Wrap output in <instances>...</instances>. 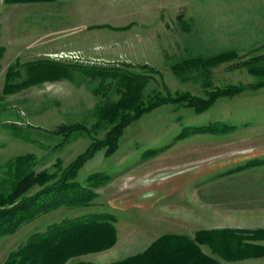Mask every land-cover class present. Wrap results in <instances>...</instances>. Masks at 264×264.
I'll return each instance as SVG.
<instances>
[{
    "label": "rangeland",
    "instance_id": "rangeland-1",
    "mask_svg": "<svg viewBox=\"0 0 264 264\" xmlns=\"http://www.w3.org/2000/svg\"><path fill=\"white\" fill-rule=\"evenodd\" d=\"M183 5H189L190 11L195 12L193 17L200 22L196 26L201 27V40L207 39L210 42L205 43L198 52L211 56L234 50L241 57L212 70L214 85H247L257 82L258 79L250 75L246 68L238 66L262 54V51L250 52L260 47L256 43L261 38L256 36L251 42L252 36L249 37L246 33L252 27L262 26L264 0H61L53 4H7L5 0H0V46L6 49L0 61V165L17 156L33 154L36 157L37 172L53 169L59 159L62 160L63 167H66L91 145L92 138L104 137L106 130L103 126H98L94 113L104 103L120 98L115 90L116 81L112 78L103 80L99 76L92 77L86 70L80 69L82 66L122 69L137 74L143 73L144 67L146 71L155 70L162 78L151 74L153 80L146 88L145 97L155 91H189L203 95L200 82L182 83L171 70L172 65L189 59L181 52L180 42L186 36L181 34L178 18L183 13ZM105 25L113 28L132 27L114 30L104 28ZM215 32L222 35L216 36ZM239 37L245 41L238 42ZM175 43H178V49H175ZM198 52H190L188 57ZM42 60H54L70 66V76L48 80L9 95L4 94L9 67L19 66L21 78L16 82L21 83L27 78V70L21 66ZM230 67L236 68L230 70ZM262 89L248 90L247 93L244 92L245 95L232 101L228 98L219 99L215 103L216 107L213 106L203 115L174 105H166L144 115L125 130L116 155L107 158L104 150L99 151L81 169L77 182L85 184L89 176L100 173L105 178L103 184L108 185L118 174L147 160L144 165L126 174L115 184L112 197H116L119 191L115 190L120 185L123 190L129 188L133 191L137 185H154L169 180L183 170L201 166V162L198 164L179 160L175 161L172 168L156 171L164 166L162 159L148 160L157 155L147 158L144 154L156 150L166 151L186 126L201 127L219 123L217 121L234 124L229 121L233 120L240 126L251 123L264 127L263 108L258 107L252 111L230 110L231 103L261 102L264 97V88ZM63 125H81L87 131L75 132L73 138L65 143V137L56 133ZM256 134L261 136L260 131ZM182 144L180 143L181 146ZM127 153L128 160L117 165ZM5 172V168H0V179H6ZM224 178L226 176L207 178L206 181L223 182L226 190L230 188V181ZM235 183L240 188L237 197L242 198L246 188L253 184L254 192L256 188L260 192L264 177L255 174L254 177H246ZM111 192L107 191L106 197ZM122 194L127 193L122 191ZM260 194L257 200L254 198L257 208L264 206V196L261 192ZM224 196L229 199L227 195ZM127 197L133 199V194ZM96 199L88 207H62L24 225L15 235L3 238L0 241V263L34 233L44 232L50 225L65 219L97 213L115 217V227L119 221V232L124 234L128 242L120 245L117 237V243L110 250L74 258L76 261L72 264H110L123 260L121 257L126 255L140 253L142 250L137 244H133L140 234V229L133 224L134 206L122 210L116 208V203L103 206L100 202L104 201ZM121 202L122 200L119 201ZM128 203L133 205V200ZM262 215L259 210L253 217L254 221H263ZM124 246H129L128 250L123 249Z\"/></svg>",
    "mask_w": 264,
    "mask_h": 264
},
{
    "label": "trees",
    "instance_id": "trees-1",
    "mask_svg": "<svg viewBox=\"0 0 264 264\" xmlns=\"http://www.w3.org/2000/svg\"><path fill=\"white\" fill-rule=\"evenodd\" d=\"M59 1L61 0H5V3L52 4ZM178 21L182 26V16H179ZM131 27L132 25L123 28L104 26L114 30H127ZM5 52L6 49L0 46V61ZM238 57H240L238 53L230 51L208 58L197 56L181 60L171 66L173 74L182 83L200 82L203 90L201 96L189 91L175 93L155 91L152 95L145 97L146 88L153 80L151 74L161 77L155 70L146 71V67L142 68L145 70L143 73L137 74L122 69L82 66L80 69L86 70L85 72L92 77L99 76L103 80L112 78L116 81L115 90L120 98L114 102L104 103L96 108L94 113L98 126L101 125L106 130L105 135L102 139L92 138L91 145L66 167H63V162L59 159L53 165V169L37 172L36 157L33 154L17 156L4 165H0V168L6 169V179H0V241L15 235L24 225L62 207L90 206L98 196L96 190L105 185L102 182L105 178L100 173L93 174L87 178L85 184H80L77 182L79 172L99 151L104 150L107 158L115 154L125 130L144 115L166 105L189 108L195 114L202 115L208 112L219 99L234 98L248 90L264 88V56H254L238 66L246 68L250 75L258 79L254 84L214 85L212 70L221 64L237 60ZM18 67L11 66L7 71L5 95L48 80L67 78L71 73L70 66L61 62L36 61L21 66L26 68L27 78L17 83L16 80L21 78ZM1 70L0 64V73ZM165 89L167 90L166 86ZM233 129L222 123H211L207 126L185 129L175 138V142L197 134L224 135ZM77 131L86 132L87 129L81 125H63L56 130V133L63 135L66 143ZM160 153L161 150L150 151L146 157H153ZM263 166L264 158L253 159L226 171L220 177ZM115 220V217L101 213L62 220L50 225L44 232L31 235L0 264H67L72 259L83 255L110 250L117 243ZM246 235L254 240H264L263 229L251 232L200 231L196 233L194 241L183 236H164L145 251L110 264H217L201 252L198 247L200 244L210 246L215 254L226 261L264 257V246H243L245 244L240 241L244 240ZM235 236L238 242L236 249L219 248L227 244H223L219 238L228 240L232 237V246L235 243Z\"/></svg>",
    "mask_w": 264,
    "mask_h": 264
},
{
    "label": "crops",
    "instance_id": "crops-1",
    "mask_svg": "<svg viewBox=\"0 0 264 264\" xmlns=\"http://www.w3.org/2000/svg\"><path fill=\"white\" fill-rule=\"evenodd\" d=\"M188 7L189 5H183L184 9L183 13H181L183 18L181 34H183V36L185 35L186 37H183V39H181L182 41L180 42L181 52L186 54L187 58L190 59L197 56H204L208 58L230 51L234 52V50H227L211 56H205L204 54L198 52V50L202 49L201 47H203L205 43L210 44V42L207 39H204L203 41L201 40V37H199L201 33V27L200 25H196L200 24V22L197 19L194 20L193 14H195V12L193 10L190 11V7ZM261 24L262 26L258 25L256 27H252V29H248L246 33L249 35V37L252 36V39L250 40L251 42L254 41L253 38L256 36L261 38L256 43L260 44V47L250 51L253 53L262 51V54H258L256 56H264V22ZM215 35L219 36L222 34L215 32ZM236 40L237 39H235V41ZM243 41H245V39L243 40L241 37L238 38V42ZM247 41L249 40L247 39ZM211 43L214 42L211 41ZM175 44L177 45L175 46V49H178V43ZM190 52L198 53H195V55L192 57H188ZM235 68L236 67H230L229 69L234 70ZM246 93L228 99L232 101L245 95ZM214 106L216 107V104ZM230 106V110L233 111H252V109L254 110L258 107L264 109V97L261 102H245V104L231 103ZM229 121L234 122V124L227 123L226 121H217L234 128L233 131L227 134L193 135L186 139L176 141L166 151L161 152L156 157L148 159L153 161L156 159L157 161L162 159L164 166L159 167V169L156 171L168 169L169 167L172 168L179 160H183L184 162H196L198 164L201 162V166L193 167L189 170H183L182 173L169 178V180L159 182L154 185H137L133 188V191H130L129 188L123 190L122 185H120V188L115 190L119 191L117 196L112 197V194L115 193L112 191L115 187V184L126 174H129L130 172L144 165L145 162H147V160H144L139 165L129 169L127 171L128 173L125 171L118 174L114 177L111 183L96 190L98 194L96 200H103L104 202H100L103 206H110V204L116 203V208H121L122 210H127L130 206H134L133 224L136 226V228L140 229V234L137 235L134 243H130L137 244L140 251L142 250L141 252L148 249L154 242L164 236H183L194 241L197 232L206 230H239L244 232H251L259 229L264 230V218L263 221L257 220L256 222L253 218L255 213H259V210L262 211V216L264 217V206L262 208H257L254 205V198L257 200L258 195H261L260 192L264 196V185H261L259 188L261 189L260 192H258L257 188L256 192H254L255 186L253 184L246 188V192L242 194V196L245 198H238L237 193L240 188L236 187L237 184L235 183L237 180H243L246 177H254L255 174L263 175L264 177V166L226 176L224 179H229L230 181V188L226 190L223 187V182L214 181L207 183L206 181L207 178L216 179L226 171L243 165L250 160L264 158V127L253 125L251 123H246L243 126H240L233 120ZM189 128L197 127L186 126L183 128V130ZM259 131L261 136H256L258 135L256 133H259ZM180 143H183L182 146ZM181 147L182 150H179ZM146 154L147 153L144 155ZM127 156L128 153L122 156L117 165L126 162V159L128 160ZM187 159L190 161H187ZM213 185L215 186L210 187ZM107 191L112 192L106 197ZM122 191H126L127 194L123 195ZM131 194H133V199L131 197H127ZM224 195H227L229 199L227 200ZM121 200L122 202L119 203ZM131 200H133V205H129L128 203ZM136 210H138V212ZM255 210L257 211L255 212ZM118 226L119 221L116 222V228L118 231V242L121 245L122 242L125 243V241H128L126 238H124V234L119 232ZM248 236L249 235H246L245 239L240 241L242 244H245L243 246H264L263 239L254 240L252 237ZM219 239L223 244L227 243L225 247H223L224 245L219 247L222 250H225L226 247L234 249L238 247L236 236L234 237L235 243L232 246V237H229L228 240L222 237ZM117 246H119V244H117ZM198 247L204 255L212 258L217 262V264H264V257L231 262L226 261L219 255L215 254L213 249L208 245L200 244ZM127 248H129V246L123 247V249ZM136 254L126 255L121 257V259H125ZM74 261H76V259L69 261L67 264H72Z\"/></svg>",
    "mask_w": 264,
    "mask_h": 264
}]
</instances>
